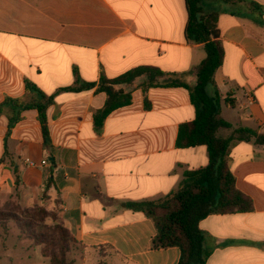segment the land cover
<instances>
[{"label": "crops", "instance_id": "crops-1", "mask_svg": "<svg viewBox=\"0 0 264 264\" xmlns=\"http://www.w3.org/2000/svg\"><path fill=\"white\" fill-rule=\"evenodd\" d=\"M232 1L204 2L206 11H220L225 47L214 76L221 117L232 125L218 131L222 138L238 128L264 134V13L252 5L264 6V0ZM187 22L185 0H0V103L23 96L26 80L55 97L47 111L50 146L36 110L26 111L9 134L7 118L0 117V161L9 154L0 163V199L15 191L14 167L27 198L39 196L52 176L60 217L83 247L74 264L180 260L178 247H152L155 222L128 203L163 198L179 187L184 172L209 164L206 146H177L180 126L196 118L190 92L143 88L147 77H140L122 86L132 103L97 131L94 113L106 93L97 86L62 89L76 86L77 77L98 84L103 74L112 79L140 66L173 74L161 83L180 78L195 85L206 51L186 40ZM227 97L234 106L226 105ZM230 167L254 209L200 222L213 246L207 264H264V145L236 142Z\"/></svg>", "mask_w": 264, "mask_h": 264}, {"label": "trees", "instance_id": "trees-1", "mask_svg": "<svg viewBox=\"0 0 264 264\" xmlns=\"http://www.w3.org/2000/svg\"><path fill=\"white\" fill-rule=\"evenodd\" d=\"M206 0H185L188 22L185 29L186 40L190 44H204L206 58L198 66L195 85H189L182 79L161 83L164 76L173 75L152 66H140L129 70L116 78L104 74L98 84L85 83L77 77L76 86L64 88L63 91L90 90L97 86L98 92H104L107 100L104 106L94 113V124L101 131L107 117L115 110L129 106L132 94L122 87L132 85L138 78L147 77L143 88L155 86L184 87L190 92L191 102L196 109V118L180 126L177 146L189 148L206 146L209 164L206 167L184 172L179 187L167 196L155 199L128 203V208L143 212L156 225L157 234L152 241L155 249L178 247L181 257L178 264H207L213 253L210 237L200 229V222L210 215L249 212L254 209L253 200L237 188L236 177L230 167V152L236 142L252 141L264 145V134L250 128H238L228 138L218 136L220 129H231L232 125L221 117V95L214 76L223 65L225 47L219 29L220 11L208 12L204 8ZM226 3L232 0H220ZM256 10L264 13V6L253 2ZM212 89V90H211ZM55 97L45 94L33 82L25 81V94L21 97H7L0 103V117L5 116L9 131L15 127L29 110H36L40 121L45 145H51L47 111L54 104ZM227 106H234L232 100L225 99ZM147 107H149L147 103ZM9 154L1 159L3 163ZM15 190L22 182L18 168L14 167ZM54 187L52 176L44 185V195L50 196ZM60 208V201L57 197ZM2 217L8 216L0 212ZM5 219V218H4ZM8 219H14L9 216ZM63 223V222H62ZM5 228V225H3ZM57 237L48 240L43 238V255L49 258L50 264H74L67 259V241L81 246L70 234L64 223L56 231ZM35 239H37L35 237ZM56 248L51 250V248ZM51 250V251H50Z\"/></svg>", "mask_w": 264, "mask_h": 264}, {"label": "rangeland", "instance_id": "rangeland-1", "mask_svg": "<svg viewBox=\"0 0 264 264\" xmlns=\"http://www.w3.org/2000/svg\"><path fill=\"white\" fill-rule=\"evenodd\" d=\"M43 191L37 197L27 198L20 187L0 199V212L14 218L2 217L5 228L0 224V264H50L49 258L43 255L44 245L40 240L56 238V231L63 221L57 197L51 192L46 196ZM65 248L68 260H74L83 252V247L70 241L66 242ZM88 264H94L93 258Z\"/></svg>", "mask_w": 264, "mask_h": 264}, {"label": "built area", "instance_id": "built-area-1", "mask_svg": "<svg viewBox=\"0 0 264 264\" xmlns=\"http://www.w3.org/2000/svg\"><path fill=\"white\" fill-rule=\"evenodd\" d=\"M27 161L32 166H35L36 165V163L34 161L30 160V159H28ZM42 164H46V161H43Z\"/></svg>", "mask_w": 264, "mask_h": 264}, {"label": "water", "instance_id": "water-1", "mask_svg": "<svg viewBox=\"0 0 264 264\" xmlns=\"http://www.w3.org/2000/svg\"><path fill=\"white\" fill-rule=\"evenodd\" d=\"M51 160H52V158H51Z\"/></svg>", "mask_w": 264, "mask_h": 264}]
</instances>
